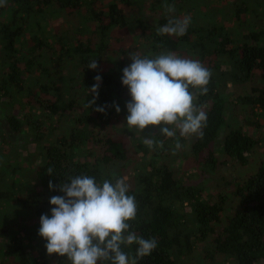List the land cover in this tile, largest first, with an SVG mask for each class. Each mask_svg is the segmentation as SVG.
I'll return each instance as SVG.
<instances>
[{
	"label": "trees",
	"instance_id": "trees-1",
	"mask_svg": "<svg viewBox=\"0 0 264 264\" xmlns=\"http://www.w3.org/2000/svg\"><path fill=\"white\" fill-rule=\"evenodd\" d=\"M165 3L175 5V13L168 14ZM197 4L6 0L0 7V140L15 144L26 137L34 145L28 154L38 161L31 163L35 191L19 194L18 182L5 183V174L20 171L18 159L10 160L12 151L0 153L2 210L15 204L18 220L38 226L41 215H50V198L64 195L59 185L68 177L90 175L98 183L122 177L138 206L132 230L158 241L139 264H264V132L256 119L257 109L264 116V0L209 3L204 13ZM170 15L190 18L182 37L158 34ZM131 33L143 36L135 47L139 37ZM165 51L211 69L208 92L196 101L207 124L202 138L191 137L188 145L181 139L175 154L174 139L159 136V129L136 134L133 140L165 142L133 163L128 140L115 127L124 124L130 100L122 70L131 53ZM94 59L98 67L90 70ZM97 75L98 95L88 108L93 95L87 89ZM99 106L103 113L95 111ZM115 161L124 165L111 175L107 167ZM20 221L3 223L0 234L8 232L9 241L0 239V264H66L65 257L46 254V241L43 251L33 250L38 231L17 226ZM135 248L123 250L132 256Z\"/></svg>",
	"mask_w": 264,
	"mask_h": 264
},
{
	"label": "clouds",
	"instance_id": "clouds-1",
	"mask_svg": "<svg viewBox=\"0 0 264 264\" xmlns=\"http://www.w3.org/2000/svg\"><path fill=\"white\" fill-rule=\"evenodd\" d=\"M6 0H0V7ZM168 14L175 13V5H163ZM190 25V18L170 15L167 23L157 29L159 35L182 37ZM131 63L122 70L121 85L127 88L130 100L124 125L128 132L142 134L149 126H159L158 135L174 139L172 153L183 148L181 139L202 138L207 124V113L196 103L198 96L206 95L212 77L211 69L199 60L185 58L165 51L158 55L149 53L129 55ZM92 60L88 69H97ZM89 93L95 103L101 77L97 75ZM117 114L121 111L114 105ZM103 113L104 106L95 108ZM165 139L157 142L143 137L149 149L163 148ZM49 175L53 169H47ZM51 182L49 189H52ZM64 195L49 200L50 215L39 219L38 236L46 241V254L65 257L66 264H139L157 248L155 237L145 239L132 230L137 216V202L129 195L125 178L103 179L97 182L90 175L70 176L59 185ZM135 245L129 256L124 248Z\"/></svg>",
	"mask_w": 264,
	"mask_h": 264
},
{
	"label": "rangeland",
	"instance_id": "rangeland-1",
	"mask_svg": "<svg viewBox=\"0 0 264 264\" xmlns=\"http://www.w3.org/2000/svg\"><path fill=\"white\" fill-rule=\"evenodd\" d=\"M216 1L217 0H199V4H197L198 12L204 13V11L207 8V6L209 5V3H212V5L221 7L223 3H229L230 4V3H232L233 0H220L219 2H216ZM55 22H60L61 23L62 21L61 20H56ZM51 25H52V23H51ZM131 34L133 36L139 37V38H137L138 40L136 42H134L135 44H132V47H135L134 45H136V44H138V43H140L142 41L143 36H139V34H135V33H131ZM256 112L258 114V117L256 119L259 118V121H261L263 123L261 125V127L263 129L262 131L264 132V116H263V113H262V111L260 109H257ZM125 113L126 114L124 116H125V122H126L127 111H125ZM122 124L116 123L115 127H116V130L118 132H120V133L123 132V134H125V137L128 140L129 149H131L130 152L134 153V157H136V159L133 162V163H135L136 161H139V159H142L144 157V154H146L148 150L150 151V149L144 145L143 137L140 138L139 140H135V139L133 140V138H136V134L135 133H129L127 131L126 127L124 125H122ZM150 127L151 128H155V129H159V126H156V127L149 126L145 130L150 129ZM126 134H131V138L128 137ZM132 134L133 135L135 134V135L132 136ZM261 138L264 140V133L261 136ZM8 140H9V136H8ZM10 140L13 141L14 140L13 137ZM185 140H186V145H188L189 140H191V138H188V139H185ZM1 141H2V143H1ZM13 142L15 144L12 143L13 144L12 145L10 142L6 143V141L4 139L0 140V153L3 154L4 151H6V152L7 151H12L11 152V157L12 158H10V160L18 159L17 160V165L20 168V171H18V172L5 174V175H7L6 176L7 180L5 181V183L18 182L17 185H15V186L13 185L14 186V190H16V192H19V194L26 193V192L30 193L32 191H35V187H36L32 183L33 178H34V169L32 168L31 163H33V165H34L36 163V161H38V159L37 160L36 159L32 160L31 157L28 154V152H31V153L34 152V145L32 143H30L27 140V138L24 137V136L17 137ZM20 149H24V151L20 152ZM26 150H27V152H26ZM133 163H131L132 167L134 166ZM180 164H182V162ZM123 165H124L123 162H119V161L112 162V163H110L108 165L107 171L111 175H114V174L118 173L119 169ZM195 174H196V172H195ZM2 175H3V173L0 171V176H2ZM204 182L209 183L210 179H206ZM0 186H1L0 190L6 188L5 186H3V184L0 185ZM11 197H12V199L15 198V194H12ZM11 205L15 206V204H11ZM11 205L8 204L9 212H7L8 208H6V207H5L6 209H4V210H2L0 208V230H1L2 227H7L6 224L3 225L4 221H8V224H9L8 226L9 227L13 223H15V222H13V221H15V219H16V221H20V220H18V215L19 214L18 213L16 214L15 213L16 211L15 212L13 211V209L10 207ZM13 214H16L15 217H17V218L13 217L14 216ZM11 216H12L13 219H9V217H11ZM35 224H36V222H32V224H30V223H24V221H22V222L20 221V223H18L16 225L17 226L19 225L20 227H22L24 229H31V227H34V228H36V232H37L38 229H39L38 228L39 224H37L38 226H35ZM11 231H13L12 228H11ZM0 239L4 240L6 242L9 241L8 232L7 233L6 232L1 233L0 234ZM41 241H43V240L40 237L35 238L33 243L29 244V246L33 250H38L39 248H41V247H39ZM31 245H33V246H31ZM41 250H42V248H41ZM40 254H41V252H40ZM195 254H197V253H195ZM200 259H201V257L199 256V260ZM194 262L196 264L199 263V261L197 259H195ZM50 264H54V261L50 262Z\"/></svg>",
	"mask_w": 264,
	"mask_h": 264
}]
</instances>
